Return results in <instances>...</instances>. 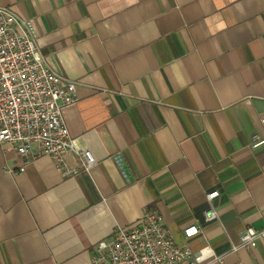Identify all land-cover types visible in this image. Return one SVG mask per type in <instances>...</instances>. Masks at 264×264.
Segmentation results:
<instances>
[{
  "label": "crops",
  "instance_id": "crops-1",
  "mask_svg": "<svg viewBox=\"0 0 264 264\" xmlns=\"http://www.w3.org/2000/svg\"><path fill=\"white\" fill-rule=\"evenodd\" d=\"M78 83L64 113L97 165L63 176L0 149V264H92L117 226L156 211L180 245L264 264V0H0ZM71 167L79 162L70 155ZM25 172L8 174L5 167ZM220 220L207 223V194ZM200 227L187 239L184 230Z\"/></svg>",
  "mask_w": 264,
  "mask_h": 264
},
{
  "label": "built area",
  "instance_id": "built-area-1",
  "mask_svg": "<svg viewBox=\"0 0 264 264\" xmlns=\"http://www.w3.org/2000/svg\"><path fill=\"white\" fill-rule=\"evenodd\" d=\"M78 83L65 79L51 68L33 35L30 21L13 9L0 6V149L15 152L25 163L40 156L50 157L63 176L89 172L97 165L90 149L81 148L70 134L64 113L78 101ZM264 146V139L253 136L252 148ZM73 155L79 165L71 167L67 157ZM11 175L25 172L9 166ZM219 191L207 194L209 208L205 222L220 220L213 206ZM192 225L184 230L187 239L200 234ZM237 236L240 248L254 250L264 242V227H246ZM92 264H224V257L211 246L194 251L180 245L156 211L145 209L132 226H117L110 237L101 240L91 252Z\"/></svg>",
  "mask_w": 264,
  "mask_h": 264
}]
</instances>
